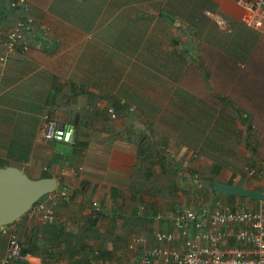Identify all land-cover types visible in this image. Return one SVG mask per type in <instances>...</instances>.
I'll use <instances>...</instances> for the list:
<instances>
[{
    "label": "crops",
    "instance_id": "1",
    "mask_svg": "<svg viewBox=\"0 0 264 264\" xmlns=\"http://www.w3.org/2000/svg\"><path fill=\"white\" fill-rule=\"evenodd\" d=\"M9 1L0 0V54L4 34L16 18L24 17ZM213 1L220 13L236 19L240 9L234 0ZM152 14L148 9L138 15ZM43 21L45 25L33 21L25 32L27 51L17 49L0 65V168H16L31 180H55L69 203H57L51 226L25 216L12 224L22 254L42 264H136L138 254L126 249L130 237L140 236L150 247L155 232L172 231L156 215L166 219L180 210L203 208L204 199L216 195L210 193V183L255 191L264 187V173L257 169L258 178L248 179L244 172L260 160L251 151L253 130L243 133L247 124L242 115L243 130L236 126L242 137L231 158L246 162L237 172L231 164L218 168L210 155L198 153L195 142L182 141L180 125L159 111H165L168 98L161 83L150 80L153 71L148 69L163 62L196 64L200 58L191 48L197 41L183 23L173 21L166 43L159 46L151 26L131 35L139 50L129 52L106 46L110 34L97 40L93 32L83 36L86 21L81 29L69 26L70 18L55 27L47 17ZM106 21L94 23L103 28ZM205 88L216 95L211 85ZM221 109L235 111L225 105ZM46 122L69 129V141L42 138ZM244 136L252 145L250 152ZM237 200L235 204L243 205ZM2 252L0 246V256Z\"/></svg>",
    "mask_w": 264,
    "mask_h": 264
},
{
    "label": "trees",
    "instance_id": "2",
    "mask_svg": "<svg viewBox=\"0 0 264 264\" xmlns=\"http://www.w3.org/2000/svg\"><path fill=\"white\" fill-rule=\"evenodd\" d=\"M24 2L28 6L25 15L34 22L45 25L43 19L47 17L55 27V24L70 18L69 26L81 29V21H86L82 23L85 28L82 35L93 32V39L97 40L110 34V41H107L106 46L113 50L128 49L129 52H138L139 43L133 42L132 36L145 33L149 26V31L158 40L155 45L159 46L166 43L164 39L170 34L173 21L183 23L197 41L196 48H191L200 58H196V64H186L184 61H174L171 64L163 62L156 68L148 69L153 71L150 80L161 83L163 94L168 98L165 111L163 108H159V111L180 125L179 135L182 141L195 142L198 153L210 155L218 168H226L231 164L235 169L239 168L237 172L246 162L238 156L231 158L234 147L242 137L236 128L237 124H242V115L247 124L243 133L249 128L253 130L252 140L255 145L251 148L252 154L256 159L264 160V36L220 13L213 0ZM148 9L153 13L149 18L138 15L145 14ZM205 10L223 15L230 31L219 32L203 15ZM103 18L107 21L100 28L102 26L94 22ZM58 29L61 30V27ZM79 43L75 42L74 45L78 47ZM208 84L216 95H211L205 88ZM223 105L234 107L235 111L226 113L221 109ZM244 137L243 143L247 146V136ZM210 193L215 195L211 191ZM215 196L209 201L206 198V205L212 207L221 197H225L224 204L229 205V196ZM4 245L5 237L0 235L3 251Z\"/></svg>",
    "mask_w": 264,
    "mask_h": 264
},
{
    "label": "built area",
    "instance_id": "3",
    "mask_svg": "<svg viewBox=\"0 0 264 264\" xmlns=\"http://www.w3.org/2000/svg\"><path fill=\"white\" fill-rule=\"evenodd\" d=\"M234 3L240 9L236 20L264 36V0H234ZM9 7L18 9L23 14L28 10L24 0H10ZM203 14L219 32L230 31L228 21L220 14L210 11H204ZM32 24L30 17L16 18L12 29L4 34L1 42L0 65L17 49L21 53L27 51L24 34ZM108 113L112 118V107L108 109ZM51 127V124L44 123L40 136L57 140L63 137L61 131H53ZM258 168L264 169V160L258 162L256 168H246L247 178H253ZM58 200H66L63 192L47 194L43 200L35 202L29 208L27 218L37 219L42 224H53V207ZM202 207L197 211L180 210L166 219L156 215L154 219L164 220L172 231L155 232L153 245L150 247L145 245L142 237H130L126 249L138 254L136 264H264V206L259 204L254 210L231 209L216 201L212 207ZM0 235L5 237L0 264H42L21 254V247L11 228H1ZM232 240L234 243L227 245Z\"/></svg>",
    "mask_w": 264,
    "mask_h": 264
},
{
    "label": "water",
    "instance_id": "4",
    "mask_svg": "<svg viewBox=\"0 0 264 264\" xmlns=\"http://www.w3.org/2000/svg\"><path fill=\"white\" fill-rule=\"evenodd\" d=\"M207 186L212 192L247 198L264 206V192L219 182ZM55 188L56 183L53 179L31 180L16 168H0V227L19 219L41 196L51 193Z\"/></svg>",
    "mask_w": 264,
    "mask_h": 264
},
{
    "label": "clouds",
    "instance_id": "5",
    "mask_svg": "<svg viewBox=\"0 0 264 264\" xmlns=\"http://www.w3.org/2000/svg\"><path fill=\"white\" fill-rule=\"evenodd\" d=\"M63 1V0H62ZM28 7V6H27ZM205 11H207V10H205ZM27 12H28V10H27ZM204 12V11H203ZM213 13H218V12H213ZM218 14H220V13H218ZM204 15V14H203ZM221 15V14H220ZM24 16H26L25 14H24ZM221 16H223V15H221ZM28 17V16H27ZM224 17V16H223ZM225 18V17H224ZM226 19V18H225ZM227 20V19H226ZM33 21V20H32ZM211 22V21H210ZM212 23V22H211ZM47 124H48V122H46ZM50 124V123H49ZM52 126V125H51ZM52 128V130L53 131H55V130H58V131H61L62 132V135H63V137H61L59 140H57V139H54V138H52V139H54V140H56V141H60V142H68L69 141V139H70V137H71V131L68 129V130H63L62 128H59V129H56V128H54L53 126L51 127ZM52 139H46V140H52ZM260 161H262V160H260ZM246 168L247 167H244V172H245V170H246ZM258 171L259 172H261V173H264V169H262V168H258V170H257V173H258ZM259 174V173H258ZM245 175H246V172H245ZM257 175V174H256ZM256 175L254 176V177H256ZM41 179H47V178H41ZM38 180H40V179H38ZM55 181V180H54ZM56 182V181H55ZM236 187V186H235ZM240 188V187H239ZM244 189V188H243ZM66 190L64 189V188H60L59 186L58 187H56L51 193H60V192H63L64 193V195H65V198H66V200L64 201V200H58L57 201V203L58 202H63V203H65V204H68L69 203V198L67 197V195H66V192H65ZM255 191V190H254ZM259 192V191H258ZM219 194V193H218ZM47 194H45V195H43V196H41L37 201H40V200H43L45 197L44 196H46ZM43 198V199H42ZM36 201V202H37ZM220 202V201H219ZM57 203H56V205H57ZM256 203H258V202H256ZM92 204H94V203H92ZM91 204V205H92ZM258 204H260V203H258ZM33 205V204H32ZM31 205V206H32ZM55 205V206H56ZM262 205V204H261ZM55 206L53 207V213H54V208H55ZM206 207H207V205H205ZM263 206V205H262ZM92 207H94L95 209L97 208L96 206H93L92 205ZM29 210V209H28ZM27 210V211H28ZM27 211L25 212V214H23V216H21V217H26L27 218V216H26V213H27ZM20 217V218H21ZM18 220V219H17ZM35 220H37V219H35ZM16 221V220H15ZM14 221V222H15ZM13 222V223H14ZM54 222H55V214H54ZM54 222H53V224H54ZM13 223H11V224H8V225H6V226H2V227H0V229L1 228H11L13 231H14V228L12 227V224ZM39 223L41 224V225H44V226H51V225H53V224H51V225H47V224H42L40 221H39ZM14 233H15V231H14ZM16 238H17V236H16ZM18 241V240H17ZM19 243V242H18ZM20 245V244H19ZM5 246V245H4ZM21 247V246H20ZM2 254H3V252H2ZM21 254H22V252H21ZM23 255H25V254H23ZM2 256V255H1ZM0 256V257H1Z\"/></svg>",
    "mask_w": 264,
    "mask_h": 264
},
{
    "label": "rangeland",
    "instance_id": "6",
    "mask_svg": "<svg viewBox=\"0 0 264 264\" xmlns=\"http://www.w3.org/2000/svg\"><path fill=\"white\" fill-rule=\"evenodd\" d=\"M240 15V10H239V12H237L235 15H234V18H238V16ZM185 34H187V36H191V34H190V32H188V31H186L185 32ZM188 49H190V47L188 46L187 47ZM191 61H193V60H191ZM123 105H125V102H123ZM111 108V107H110ZM127 109L129 110V111H131V108L130 107H127ZM237 126H239V128H240V130H243V128H242V125H239V124H237ZM246 139H247V141H246V144L245 145H247V146H244L246 149H247V151L248 152H250V150H251V144L253 143V140H250V142H251V144H248V138L246 137ZM253 145H255V143H253ZM246 151V153H248ZM258 178V176L257 177H253L252 179H257ZM260 190H264V187H261L260 188ZM216 195H219L218 193H216ZM230 197V199L228 200L229 201V205L228 204H226L229 208H231V209H246V210H254V206H253V204L255 203L254 201H251V200H249V199H247V198H239V197H235V196H229ZM225 198V197H224ZM223 197H221V199L219 200L221 203H226L224 200ZM224 199V200H223ZM240 200V201H242V202H240V201H238L237 200V203H243V205H240V204H235L234 203V200ZM201 205H206V198L204 199V201L201 203ZM199 207V206H198ZM192 211H197V209L196 210H192Z\"/></svg>",
    "mask_w": 264,
    "mask_h": 264
}]
</instances>
